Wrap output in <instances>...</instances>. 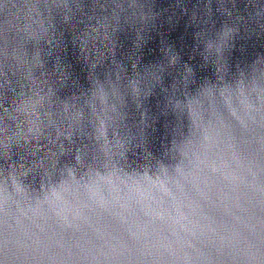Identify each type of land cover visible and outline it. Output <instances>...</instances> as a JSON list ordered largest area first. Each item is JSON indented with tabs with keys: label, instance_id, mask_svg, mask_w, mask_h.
Wrapping results in <instances>:
<instances>
[{
	"label": "water",
	"instance_id": "1",
	"mask_svg": "<svg viewBox=\"0 0 264 264\" xmlns=\"http://www.w3.org/2000/svg\"><path fill=\"white\" fill-rule=\"evenodd\" d=\"M0 264H264V0H0Z\"/></svg>",
	"mask_w": 264,
	"mask_h": 264
}]
</instances>
